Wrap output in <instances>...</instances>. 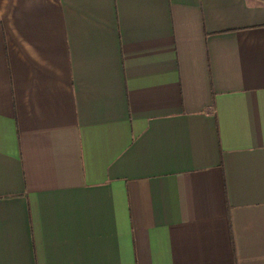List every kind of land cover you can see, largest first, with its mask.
Returning <instances> with one entry per match:
<instances>
[{"label": "crops", "instance_id": "obj_1", "mask_svg": "<svg viewBox=\"0 0 264 264\" xmlns=\"http://www.w3.org/2000/svg\"><path fill=\"white\" fill-rule=\"evenodd\" d=\"M0 264H264V0H0Z\"/></svg>", "mask_w": 264, "mask_h": 264}]
</instances>
